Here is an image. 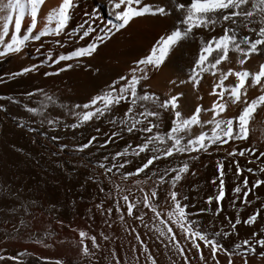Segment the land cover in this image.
I'll use <instances>...</instances> for the list:
<instances>
[{
    "label": "snow or ice",
    "instance_id": "6c2138e0",
    "mask_svg": "<svg viewBox=\"0 0 264 264\" xmlns=\"http://www.w3.org/2000/svg\"><path fill=\"white\" fill-rule=\"evenodd\" d=\"M6 62L0 264H62L34 255L64 242L55 226L77 237L80 264H159L160 248L169 264H264V143L250 135L264 111V0H0ZM97 214L110 231L93 229ZM116 221L131 237L119 247Z\"/></svg>",
    "mask_w": 264,
    "mask_h": 264
},
{
    "label": "bare ground",
    "instance_id": "6f19581e",
    "mask_svg": "<svg viewBox=\"0 0 264 264\" xmlns=\"http://www.w3.org/2000/svg\"><path fill=\"white\" fill-rule=\"evenodd\" d=\"M90 3H92V0H89ZM46 3L49 5L54 6L57 3V0H46ZM96 6H99V0H96ZM41 25L43 21H40ZM142 27V22H138L137 24L133 25V28L136 30H139ZM120 51L123 52L126 56L127 55H136L137 51L139 49L137 47H133L127 43L126 38H121L120 39ZM35 59V58H33ZM17 65L16 62H6L2 65H0V72L5 71V70H16ZM206 79H204V82L202 85H199L198 87L200 88V95L203 97V104L205 105H210L211 97H209L206 93L207 91L210 90V84L213 82L212 78L207 76L205 74ZM43 77H39L36 79H33L31 81V85L39 84L43 80ZM26 80V78H25ZM67 82V81H65ZM31 85L28 83H24L21 85H16L14 82L11 84V90L12 91H22L24 88H29L31 89ZM55 87H60L61 88V93L63 95L67 96H72L73 100L76 102H79L81 97H76L73 96L72 93H69L66 88L63 87V85L60 83V81H53V80H48L46 89L50 90V92L55 91ZM9 92L8 88H5L3 86H0V94H4ZM61 93H57L58 96H61V99L63 96ZM65 103L71 102L64 100ZM250 128H251V140H255L257 145L260 143H264V111L261 109H257L256 113H254V118L252 121H250ZM250 140V142H251ZM22 142V141H21ZM204 163L208 164V167L205 169L201 167V162L196 163V167L199 169L200 175L196 179L200 181V184L203 186V192L201 195H206L211 193L212 186L208 185L206 181L210 179L213 175V162L212 159L210 158H204L203 160ZM251 175H249V179H251ZM229 183H226V198H225V204L227 201V196L230 195L231 193L229 192ZM261 192H264V189H258L257 194H260ZM252 194L250 193L251 198ZM62 198V197H61ZM264 198V196H262ZM93 211H95L93 209ZM115 219V217H113ZM146 220L148 217L145 218ZM68 221H72V227H77V228H85L87 230L88 225L85 223V219H82L81 216L76 215L72 213L71 209H68L66 212V219L65 222L67 223ZM95 221L96 223L92 225L93 229L95 231H105L108 232L110 231L107 226H104L103 228L100 226L101 225V220L99 218V215L97 214L95 216ZM46 227H53V226H48ZM239 227V226H238ZM114 235L119 236V240L116 241L117 247H119L120 241H124L125 244H127V240L131 239L130 236H127L126 233H124L120 229V224L119 221H116V223L113 225ZM55 231L56 233L60 234L61 239L64 241L63 243H53L51 247L44 248L43 245H36V251L34 255H41L43 257H46L50 261H55V260H61L62 264H80L79 257L77 256L76 248H75V239L77 238L74 233L71 232L70 229L67 230H62L59 228V226H55ZM67 232V235H64V232ZM241 234L243 235L245 232H247V228H241L240 229ZM127 236V239L125 238ZM155 239V237H154ZM27 242V241H25ZM51 243V242H50ZM151 243V242H150ZM154 247H159V245H154ZM125 251H127V248H125ZM164 249L160 248V251L158 253H154V255L157 256L159 264H169V261L167 257L163 254ZM142 259V258H141ZM99 264H105L104 260L101 259ZM129 264H133L132 257L129 256Z\"/></svg>",
    "mask_w": 264,
    "mask_h": 264
}]
</instances>
